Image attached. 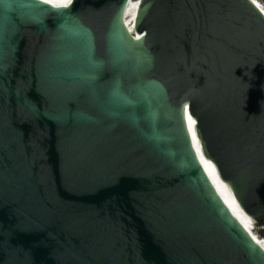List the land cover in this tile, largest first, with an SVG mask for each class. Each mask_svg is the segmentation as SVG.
<instances>
[{"label":"water","instance_id":"obj_1","mask_svg":"<svg viewBox=\"0 0 264 264\" xmlns=\"http://www.w3.org/2000/svg\"><path fill=\"white\" fill-rule=\"evenodd\" d=\"M210 179L264 229L250 0H0V264H264Z\"/></svg>","mask_w":264,"mask_h":264},{"label":"bare ground","instance_id":"obj_2","mask_svg":"<svg viewBox=\"0 0 264 264\" xmlns=\"http://www.w3.org/2000/svg\"><path fill=\"white\" fill-rule=\"evenodd\" d=\"M256 8H258V10L263 14L264 16V6L262 5V3L259 0H250ZM134 20L135 18L127 25V27L125 28L126 31L128 32V34H130L131 36L135 35V31L133 28V24H134ZM211 180V179H210ZM212 181V180H211ZM215 189L217 190L218 194L221 196V198L224 200V202L227 204V206L230 208L231 212L234 214V216L239 220V222L242 224V226L248 230V232L252 233V235H254V232H252V230H254L255 226H248L244 223L241 222V220L235 215V211H234V206H233V202H232V198L230 195H228L224 190H222L217 184H215L212 181ZM259 229V228H257ZM251 237V236H250ZM252 238V237H251ZM252 240L257 244L256 241H258V243H260V239H258V237H256V241L252 238ZM259 246V244H257ZM260 247V246H259ZM261 248V247H260ZM262 249V248H261Z\"/></svg>","mask_w":264,"mask_h":264},{"label":"rangeland","instance_id":"obj_3","mask_svg":"<svg viewBox=\"0 0 264 264\" xmlns=\"http://www.w3.org/2000/svg\"><path fill=\"white\" fill-rule=\"evenodd\" d=\"M262 5L264 6V0H259ZM246 230V229H245ZM248 232V230H246ZM252 232H254V235H252V233L248 232V234L256 241V237H258V239H260V243L257 242V244H259V246L262 248V250L264 251V230L263 229H257L255 228L254 230H252Z\"/></svg>","mask_w":264,"mask_h":264},{"label":"snow or ice","instance_id":"obj_4","mask_svg":"<svg viewBox=\"0 0 264 264\" xmlns=\"http://www.w3.org/2000/svg\"><path fill=\"white\" fill-rule=\"evenodd\" d=\"M189 119H191V117H189ZM193 123H194V121H193ZM197 143H198V141H197Z\"/></svg>","mask_w":264,"mask_h":264},{"label":"built area","instance_id":"obj_5","mask_svg":"<svg viewBox=\"0 0 264 264\" xmlns=\"http://www.w3.org/2000/svg\"><path fill=\"white\" fill-rule=\"evenodd\" d=\"M263 241H264V239H263Z\"/></svg>","mask_w":264,"mask_h":264},{"label":"trees","instance_id":"obj_6","mask_svg":"<svg viewBox=\"0 0 264 264\" xmlns=\"http://www.w3.org/2000/svg\"><path fill=\"white\" fill-rule=\"evenodd\" d=\"M264 230V229H263Z\"/></svg>","mask_w":264,"mask_h":264}]
</instances>
